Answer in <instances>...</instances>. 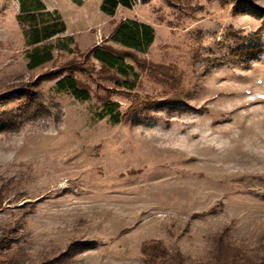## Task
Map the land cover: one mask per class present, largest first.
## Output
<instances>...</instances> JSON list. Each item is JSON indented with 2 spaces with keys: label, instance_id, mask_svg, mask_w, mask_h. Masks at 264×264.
<instances>
[{
  "label": "rangeland",
  "instance_id": "374dc122",
  "mask_svg": "<svg viewBox=\"0 0 264 264\" xmlns=\"http://www.w3.org/2000/svg\"><path fill=\"white\" fill-rule=\"evenodd\" d=\"M42 1L75 52L29 69L19 2L0 0V253L142 264V244L158 239L186 264H210L224 232L262 254L264 17L233 0H135L114 16L102 0ZM123 19L155 29L147 53L126 51L131 88L90 53L125 51L109 40ZM68 65L90 99L56 91ZM108 99L129 116L105 115Z\"/></svg>",
  "mask_w": 264,
  "mask_h": 264
},
{
  "label": "trees",
  "instance_id": "16d2710c",
  "mask_svg": "<svg viewBox=\"0 0 264 264\" xmlns=\"http://www.w3.org/2000/svg\"><path fill=\"white\" fill-rule=\"evenodd\" d=\"M233 1L236 13L251 9L257 15L264 17V9L254 6L249 0ZM18 2L20 12L17 15V20L22 26L28 46L31 47L26 53L29 69H35L53 61L55 50L75 52L73 35L63 36L67 30L66 22L59 15L48 11L42 0H18ZM134 2L135 0H102L100 8L105 14L114 16L119 7L131 8ZM53 39L55 41L51 42ZM109 40L121 45L125 51L113 49L111 46H95L90 52L92 58L99 62L102 67L115 71L119 77L124 78L122 81L117 80L118 86L134 87V83L129 85V80L132 77L134 81L137 80L139 74L134 65L127 62L129 53L126 51L147 53L155 40L154 27L138 20L123 19L113 30ZM244 47L239 50H244ZM262 50L259 47L252 48L248 55L250 58H254ZM79 72H82V69L75 65H68L56 72V91L69 93L81 100L90 99L91 91L77 77L76 74ZM104 106V114L110 115L115 120L129 116L127 113L121 114L118 111L120 108L118 102L108 99L104 102ZM4 239H0V246L5 248L7 243ZM262 247L264 250V241ZM141 251L144 257L142 264H186L179 250L171 251L158 239L145 241ZM0 256H2L0 264H20V260L15 254L0 253ZM58 260L56 257L43 260L37 264H57ZM210 264H264V251L256 256L251 255L245 245L236 243L232 237L222 232L214 239Z\"/></svg>",
  "mask_w": 264,
  "mask_h": 264
}]
</instances>
